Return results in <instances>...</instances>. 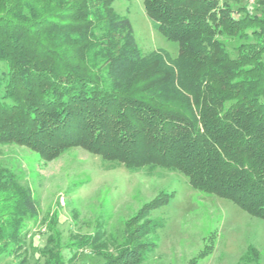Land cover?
Returning <instances> with one entry per match:
<instances>
[{
  "label": "trees",
  "instance_id": "16d2710c",
  "mask_svg": "<svg viewBox=\"0 0 264 264\" xmlns=\"http://www.w3.org/2000/svg\"><path fill=\"white\" fill-rule=\"evenodd\" d=\"M143 1L152 26L179 43L177 56L143 53L114 0H0V144L44 159L79 146L131 171H179L264 219V0L237 10ZM226 33L236 56L218 40ZM37 213L30 186L0 165V261L20 256ZM151 231L127 225V245L103 264L143 262L155 247L138 240ZM96 237L72 244L99 255ZM62 255L49 264H76Z\"/></svg>",
  "mask_w": 264,
  "mask_h": 264
},
{
  "label": "rangeland",
  "instance_id": "374dc122",
  "mask_svg": "<svg viewBox=\"0 0 264 264\" xmlns=\"http://www.w3.org/2000/svg\"><path fill=\"white\" fill-rule=\"evenodd\" d=\"M220 1L235 10L245 3ZM113 6L131 20L143 53L156 48L173 56L180 53L177 41L152 26L143 0H114ZM217 37L236 56L237 38L227 33ZM0 165L30 186L38 204L20 256L13 253L0 264H18L21 256L26 264H49L58 248L65 260L76 255V264H103L127 245V225L135 229L141 223L152 231L138 242L155 251H144L146 259L137 264H187L195 257L198 264H264V219L216 193L194 188L182 172L131 171L79 146L44 159L16 143L0 144ZM140 211L144 218L134 220ZM100 233L106 236L99 241ZM91 235L101 245L100 256L72 244Z\"/></svg>",
  "mask_w": 264,
  "mask_h": 264
},
{
  "label": "built area",
  "instance_id": "2783aa9c",
  "mask_svg": "<svg viewBox=\"0 0 264 264\" xmlns=\"http://www.w3.org/2000/svg\"><path fill=\"white\" fill-rule=\"evenodd\" d=\"M62 200L64 201V198H62Z\"/></svg>",
  "mask_w": 264,
  "mask_h": 264
}]
</instances>
